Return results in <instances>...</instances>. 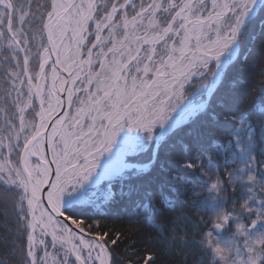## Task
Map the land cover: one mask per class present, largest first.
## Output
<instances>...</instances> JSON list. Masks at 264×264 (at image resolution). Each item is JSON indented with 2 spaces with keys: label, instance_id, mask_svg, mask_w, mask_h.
<instances>
[{
  "label": "snow or ice",
  "instance_id": "obj_1",
  "mask_svg": "<svg viewBox=\"0 0 264 264\" xmlns=\"http://www.w3.org/2000/svg\"><path fill=\"white\" fill-rule=\"evenodd\" d=\"M0 264H264V0H0Z\"/></svg>",
  "mask_w": 264,
  "mask_h": 264
},
{
  "label": "trees",
  "instance_id": "obj_2",
  "mask_svg": "<svg viewBox=\"0 0 264 264\" xmlns=\"http://www.w3.org/2000/svg\"><path fill=\"white\" fill-rule=\"evenodd\" d=\"M111 226L115 227V228H120L122 226V222L121 221H114V222H110Z\"/></svg>",
  "mask_w": 264,
  "mask_h": 264
}]
</instances>
